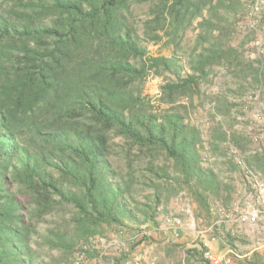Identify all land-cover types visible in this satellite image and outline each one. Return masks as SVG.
<instances>
[{
    "label": "trees",
    "instance_id": "obj_1",
    "mask_svg": "<svg viewBox=\"0 0 264 264\" xmlns=\"http://www.w3.org/2000/svg\"><path fill=\"white\" fill-rule=\"evenodd\" d=\"M149 2L156 25L170 20L175 35L205 8L216 10L213 0H0V264H27L34 221L64 204L77 210L80 238L139 220V205L129 206L110 166L111 135L125 140L127 160L135 153L155 160L162 152L185 181L220 193L217 173L201 165L199 129L173 104L208 81L213 65L231 66L237 49L204 45L190 61L193 73L162 85L170 107L154 113L138 106L134 84L151 69L171 70L170 58L145 57L130 23L132 5ZM146 31L154 42L161 38ZM254 156L264 163V150Z\"/></svg>",
    "mask_w": 264,
    "mask_h": 264
},
{
    "label": "rangeland",
    "instance_id": "obj_2",
    "mask_svg": "<svg viewBox=\"0 0 264 264\" xmlns=\"http://www.w3.org/2000/svg\"><path fill=\"white\" fill-rule=\"evenodd\" d=\"M213 1L216 10L209 12L205 8L204 17L194 19L185 33L178 35L173 33L170 20L163 27L156 25L153 3L132 5L130 23L139 35L138 41L145 49V57L165 56L171 59V70L161 68V74H157L155 69H151L144 79L134 84L133 91L138 97V106L160 113L171 106L162 100V85L172 79L181 81L193 73L190 61L204 45L224 44L237 49L231 66L213 65L208 81L200 80L198 90L191 95L180 94L173 104L180 106L175 111L184 115L185 123L196 126L200 131L198 150L202 167L214 169L221 188L227 190L236 186L234 175L240 173L239 158L245 159L257 174L264 177V163L261 164L260 159L254 156L263 151L264 146L255 144L252 139L255 134H264V9L251 16L252 0H223L221 5L217 4L218 0ZM202 19H207V22L200 25ZM250 21L255 23V29L247 26ZM148 29L151 35L156 31L160 33L161 38L154 42L146 34ZM200 35H204L206 42L199 41ZM134 63L141 64V60ZM125 144L123 138L111 135L109 162L117 181L124 186L129 206L135 208L136 204L139 205L135 208L139 220L128 219L104 226L94 235L80 238L76 234L74 220L77 210L71 204H64L34 221L36 226L28 245L30 257L27 264H116L117 259L124 264H207L193 230L185 228V239L181 242L177 238L182 228L166 229L163 226L167 213L182 216L183 209H190L196 227L200 225L198 218L200 223L208 225L205 220L210 221L211 211L197 215V208L192 205L199 190L197 184L185 181L162 152L155 160L138 153L127 160L122 151ZM243 185L245 183L241 181ZM9 189L16 193L19 187L10 184ZM226 200L219 207L233 213L236 205L231 204L230 198L228 202ZM23 203L28 215L30 206L24 200ZM219 207H214V211ZM145 210L153 215L151 219L146 218L149 214L145 215ZM232 223L229 222L230 226L223 223L213 231L216 235L214 244L218 248L216 252L225 253L221 252L220 239L246 241L244 247L247 248L259 247L263 242L264 228L261 226L239 227ZM160 230L166 235L161 237ZM58 236L70 241L71 246L59 244ZM208 237L211 238L210 235ZM150 246L153 257H156L152 262L139 257L151 252Z\"/></svg>",
    "mask_w": 264,
    "mask_h": 264
},
{
    "label": "built area",
    "instance_id": "obj_3",
    "mask_svg": "<svg viewBox=\"0 0 264 264\" xmlns=\"http://www.w3.org/2000/svg\"><path fill=\"white\" fill-rule=\"evenodd\" d=\"M251 16H256L264 9V0L251 1ZM255 29V23L250 21L247 25ZM255 144L264 146V134H255L252 137ZM240 168L241 181L245 183L237 192L236 208L233 213H229L224 208H219L215 214L216 218L210 224L198 228L194 226L196 237L202 247L203 258L207 264H231L232 258L225 254H220L212 249V237L209 238L217 226L226 222H233L238 225L261 226L264 228V177L257 174L243 158L237 160ZM186 215L191 216L190 209L182 210L180 214L167 213L163 218V226L166 229H178L184 224ZM202 223V222H201Z\"/></svg>",
    "mask_w": 264,
    "mask_h": 264
},
{
    "label": "crops",
    "instance_id": "obj_4",
    "mask_svg": "<svg viewBox=\"0 0 264 264\" xmlns=\"http://www.w3.org/2000/svg\"><path fill=\"white\" fill-rule=\"evenodd\" d=\"M213 171H215L214 169H211ZM235 177V181L234 184L236 186L233 185V187L228 188L231 189L228 191L224 190V189H220V193L218 195H213L211 193H209L208 191H203V189L200 187L198 190V193L196 194V198H194V201L192 202L193 207L197 208V215H203L205 212L207 213L209 210L211 211V219L209 222H207L208 220H205V224H209L213 219L215 220L216 216H215V211H214V207H219L220 203H223V200H230L232 201L231 204H235V202L237 201V192L238 189H240L241 186V175L240 173L237 172V174L235 173L234 175ZM226 200V201H227ZM215 201V202H214ZM213 202V203H212ZM228 202V201H227ZM214 203H217L216 205H214ZM230 204V203H229ZM179 206V205H178ZM221 207V206H220ZM219 207V208H220ZM218 208V209H219ZM226 209V208H224ZM206 210V211H204ZM209 215V214H208ZM193 215L190 216V218H185L186 224H183V226L181 227L182 229L179 230V234H178V240L182 242V239H185V235H186V231L185 228L191 229L194 231V226H195V221H194ZM199 221L198 228H200L201 226H205L202 223H200V219H197ZM213 220V221H214ZM230 222V221H229ZM229 222H227L228 226ZM185 223V221H184ZM233 224V223H232ZM236 226L241 227L240 225L236 224ZM250 226V225H248ZM189 233V232H188ZM160 236L163 237V235H166L165 232L160 230ZM195 234V233H194ZM232 234V232H231ZM180 236V237H179ZM210 237H212L213 242H212V249L214 251L218 250L217 247H215L217 244H214L216 241V235L215 232L214 234L211 233ZM222 244L221 246V252H225V255H228L232 258V262L231 264H264V240L262 243H259V247H253V248H247L244 247V243H246V241H241V240H236V239H228V240H219ZM152 248V246H150V249ZM152 250V249H151ZM148 253V254H147ZM145 252L144 256H139L141 258H143L144 260H151L154 261L156 259V257H153V250L151 252ZM156 255V254H155ZM153 257V258H152ZM161 261V260H160ZM156 263V262H153ZM152 263V264H153Z\"/></svg>",
    "mask_w": 264,
    "mask_h": 264
}]
</instances>
